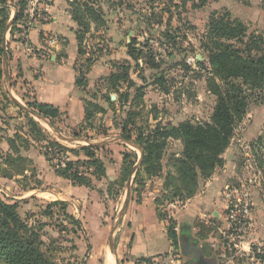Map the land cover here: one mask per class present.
Wrapping results in <instances>:
<instances>
[{
	"label": "rangeland",
	"instance_id": "1",
	"mask_svg": "<svg viewBox=\"0 0 264 264\" xmlns=\"http://www.w3.org/2000/svg\"><path fill=\"white\" fill-rule=\"evenodd\" d=\"M51 1L28 0L24 16L12 35L9 32L12 24L6 31L0 77V199L17 206L21 220L44 242L45 255L58 264H107L103 253H109V231L117 221L126 195L128 180L121 179L123 155L129 153L133 156L134 153L139 156L133 142L135 147L121 141L122 123L131 113L134 127L128 129H133V141L136 128L146 132L157 125L171 128L183 121H209L215 97L206 89L207 73L196 64L201 61L207 66L206 54L200 47L209 16L227 11L232 20L247 27L248 34L264 36V12L259 0H247V5L238 0H208L202 8H195L196 2L191 0H99L94 8L102 12L104 24L96 28L91 23L82 44L85 55L77 56L73 68L85 73L83 63L86 58L92 60L88 73L97 65L86 101L98 104L102 110L94 114L91 127L82 122L74 128L67 124L66 116L61 118L57 122L61 135L74 141L68 143L58 140L44 121L30 115L29 104L35 99L32 88L26 85L22 88L21 82L14 81L19 78V74L16 76V60L21 63L22 57L29 58L32 54L49 60L55 52L49 47V51H34L28 40L30 31L51 22L44 11ZM57 1L62 14L70 15L69 2L72 0ZM51 37L62 47L58 58H63L69 41L62 36ZM133 39L136 49L149 58L137 61L129 58L127 46ZM145 59L153 60L158 67L145 64ZM124 67L128 69L134 87L112 79L113 75L120 76ZM156 79H162V82ZM137 89L142 94L141 99L136 98ZM126 94L128 99L125 101L123 96ZM9 96L16 99L15 104ZM109 97L113 101L111 104ZM28 116L38 121L47 139L56 138L66 149L73 151L57 153L58 148L54 149V156L47 161L44 154L49 151L48 144L44 139H34L27 124ZM263 130L264 91L250 103L246 117L236 128L231 146L237 151L236 170L242 178H253V182L262 173L260 153L254 144ZM101 142L106 144H99ZM88 145H96L95 158L105 168V177L100 180L95 178V167L87 163L88 159L79 148ZM181 148V143L172 139L167 141L162 158L163 175L173 171L168 159L178 155ZM67 161H72L79 171L86 173L91 180L89 187L72 186L56 175V164L63 166ZM134 177H131L130 194L139 195L144 191L147 179L139 176L141 185H137L133 182ZM255 194L256 200L264 202V192L257 186ZM57 200L65 201L66 212L80 222V228L64 216L65 212L58 205L49 206ZM120 225L121 222L113 239ZM211 250L216 255V249ZM110 259L113 264V258Z\"/></svg>",
	"mask_w": 264,
	"mask_h": 264
},
{
	"label": "trees",
	"instance_id": "2",
	"mask_svg": "<svg viewBox=\"0 0 264 264\" xmlns=\"http://www.w3.org/2000/svg\"><path fill=\"white\" fill-rule=\"evenodd\" d=\"M191 1L196 2L195 8H202L208 2V0ZM238 1L245 5L248 4L247 0ZM27 2L28 0H0V77L4 54L3 36L8 30V23L12 16L11 10L13 9L15 16L11 28L9 27L10 35L23 18ZM98 2L99 0H72L69 2L71 7L69 14L77 27L75 41L79 58L85 55L82 44L90 30L91 23L96 28L104 24L102 12L99 8H94ZM259 2L261 10L264 12V0H259ZM247 31V27L238 20H232L227 11L215 12L209 16L204 40L200 47L206 54L207 66L201 61H196L200 70L207 73V91L215 97L209 121L204 123L183 121L171 128L157 125L146 132H141L136 128L137 133L133 141L131 136L133 129H128L129 126L134 127V123L131 121L132 114L129 113L127 121L122 123L120 137L124 141L133 142L142 152L141 162L133 181L137 185H141L139 176L146 179L163 176L162 158L169 139L179 141L182 145L181 152L168 159V165L173 173L167 171L163 176V193L156 200L158 205H163L164 202H183L192 198L197 193L200 182L208 180L217 169L223 166L222 155L234 138L237 126L246 117L250 103L257 100L264 91V36L255 33L248 34ZM127 49V55L134 61L149 58L136 49L134 39L129 43ZM144 62L150 64L152 68L158 67L153 60L145 59ZM83 64L86 65V74L82 70L75 71V85L78 88L86 87V75L92 65V60L86 58ZM122 70L123 73L120 76L113 75L112 79L115 82L122 80L127 83L128 87H134V83L128 75V69L124 67ZM156 80L159 83L162 82V79ZM109 81L112 82L110 79ZM115 82L114 86L117 87ZM135 92L136 98L141 99L140 90L137 89ZM123 98L126 101L128 95H124ZM9 99L15 104L12 97L9 96ZM108 101L110 104L113 102L110 97ZM29 108L37 116L46 120L50 127L58 130L55 122L59 120L61 113L57 107L34 100L29 104ZM101 110L98 104L85 101L84 121L86 124L89 123V127H91L90 122L94 114ZM27 124L34 139H44L48 144L49 151L44 154L47 161H51L54 156V149L58 148L57 153L65 150L73 151V149H66L67 147L58 141H64L60 137H57L58 140L56 138L47 139L44 131L32 117L28 116ZM74 136L77 137L76 134ZM254 145L257 153H260L261 186L264 192V130ZM254 145L252 149H254ZM79 148L88 159L87 163L95 167V178L100 180L105 177V168L95 158L97 147L88 145ZM134 158L135 161H133ZM135 162L136 154L133 153L131 156L126 153L123 155L122 181L126 182L129 179ZM54 171L58 177L69 181L72 186H90V178L86 173L79 171L72 161H67L63 166L56 164ZM56 205L65 212L66 218L72 220L80 228V222L66 212L65 201H53L49 206ZM159 216L163 219L166 218L162 213H159ZM166 234L172 246L177 249L178 238L172 220L168 221ZM43 245L44 242L40 240L38 234L21 220L17 206L4 203L0 199V262L3 264H58L45 255V251L42 249ZM257 258L261 261L264 260L262 255H257ZM149 262V259L141 258L135 264Z\"/></svg>",
	"mask_w": 264,
	"mask_h": 264
},
{
	"label": "crops",
	"instance_id": "3",
	"mask_svg": "<svg viewBox=\"0 0 264 264\" xmlns=\"http://www.w3.org/2000/svg\"><path fill=\"white\" fill-rule=\"evenodd\" d=\"M59 4V1L52 0L50 5H46L44 11L51 22L37 26L28 33L32 50L49 51V47L53 48L55 52L52 53L49 60L44 57L39 59L33 54L29 58L22 57L21 63L16 60V67L18 68L16 76L19 74V78H15L14 81L21 82L22 88L24 85L32 88L34 100L57 107L61 113L59 120L66 116L67 124L76 128L85 122L86 93L91 81L94 80L93 76L97 71L95 69L97 65L92 67L86 75L88 87H76V72L73 66L78 58L74 37V31L77 27L68 13L62 14ZM51 35L62 36L69 41L66 50L64 49L66 56L64 55L63 58L65 59L58 58L62 47ZM70 47H72L71 50L67 51ZM12 98L16 102V99ZM111 99L113 100L112 97ZM37 120L35 121L38 123ZM59 120L55 122L57 128ZM46 126L49 128L48 123ZM56 131L64 141L74 142L61 135L59 129ZM233 139L222 155L223 166L217 169L208 180L200 182L197 193L192 198L183 202H164L163 205H158L156 200L163 193V176L165 174L160 178L147 179L145 189L139 195L131 193L125 213L120 221L121 225L114 235L113 251L109 249V253H103L106 257L105 261L107 262L108 256L110 261V257L113 258V264H135L138 259L147 258L150 262L141 264H150L157 259L171 258L173 260L175 258L172 264H188L192 257L183 254L181 246L184 244L185 247L191 243H196L201 254L206 258L213 259L214 263L217 264L220 261L219 254L224 249L219 229H223L227 225L228 196L233 188H238L246 183L252 204L249 215L250 229L243 241L244 254L236 256L233 264H264V260L261 261L257 258V255L264 256V253H259V251H264V202L256 200L255 194L256 186L263 192L261 175L258 174V180L256 181L255 178L253 182V178H242V174L238 173L236 170L237 151L231 148ZM99 144L104 145L106 143L101 142ZM135 146L139 156L136 155V164L133 168L138 166L135 171L132 168L129 179L135 175L141 162L140 157L142 158L141 149L137 145ZM171 172L173 173V171ZM228 187L229 190H227ZM263 199L264 197H262V201ZM159 213L164 214L166 218H160ZM169 220L174 222V231L178 238L177 249L172 246L166 234ZM211 248L216 249V255L210 252L212 251ZM250 251L253 253L250 254Z\"/></svg>",
	"mask_w": 264,
	"mask_h": 264
},
{
	"label": "built area",
	"instance_id": "4",
	"mask_svg": "<svg viewBox=\"0 0 264 264\" xmlns=\"http://www.w3.org/2000/svg\"><path fill=\"white\" fill-rule=\"evenodd\" d=\"M229 189L228 187L227 190ZM227 202V225L225 228L219 229L224 249L219 254L220 261L217 264H233L236 256L244 254L243 241L250 229L249 215L252 204L247 184L245 183L238 188H233ZM252 253L250 251V254ZM259 253L263 254L264 251H259ZM172 262L171 258H165L154 260L150 264H172Z\"/></svg>",
	"mask_w": 264,
	"mask_h": 264
},
{
	"label": "water",
	"instance_id": "5",
	"mask_svg": "<svg viewBox=\"0 0 264 264\" xmlns=\"http://www.w3.org/2000/svg\"><path fill=\"white\" fill-rule=\"evenodd\" d=\"M14 16H15V12L13 13L9 23H8V27L7 29L10 27L11 23H12V20L14 19ZM5 38H6V32L3 36V44H2V47H3V50H4V46H5ZM3 57H5V53L3 54ZM6 74V73H5ZM113 98V97H112ZM30 115H32L33 117H35L36 119H39L41 121H44L46 124L47 122L45 120H43L41 117L37 116L35 113L33 112H29ZM57 136H60L58 134V132L56 130H54L52 127L48 126ZM61 138V136H60ZM123 143L127 144V145H130L132 147H135L132 143L130 142H127V141H123ZM137 148V147H136ZM140 155L142 156V153H141V150H140ZM140 160H141V157H140ZM140 162V161H139ZM139 164V163H138ZM138 165H136L137 167ZM136 167L133 168V171H135ZM130 186H131V179H128L127 183H126V195H125V199L123 201V204H122V207H121V210L118 214V218H117V221L115 223V225L110 229V235L108 237V246H109V249L110 251H113V233L115 231V229L117 228V226L120 224V221L122 219V216L124 215L125 213V210H126V207H127V204H128V201H129V196H130ZM181 252L185 255H190L192 257L191 261H189L188 264H215L213 259H210V258H206L204 257L198 246L196 245V243H191L189 246H185L184 247V244L183 246H181Z\"/></svg>",
	"mask_w": 264,
	"mask_h": 264
},
{
	"label": "bare ground",
	"instance_id": "6",
	"mask_svg": "<svg viewBox=\"0 0 264 264\" xmlns=\"http://www.w3.org/2000/svg\"><path fill=\"white\" fill-rule=\"evenodd\" d=\"M107 264H112L111 261L109 260V258H107Z\"/></svg>",
	"mask_w": 264,
	"mask_h": 264
}]
</instances>
